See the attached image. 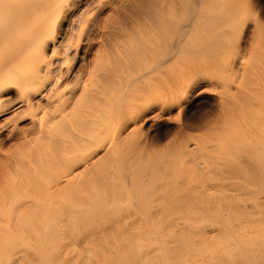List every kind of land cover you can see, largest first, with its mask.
<instances>
[{
    "label": "bare ground",
    "instance_id": "1",
    "mask_svg": "<svg viewBox=\"0 0 264 264\" xmlns=\"http://www.w3.org/2000/svg\"><path fill=\"white\" fill-rule=\"evenodd\" d=\"M254 1L0 0V264H264V32L233 47ZM153 109L181 116L167 145Z\"/></svg>",
    "mask_w": 264,
    "mask_h": 264
},
{
    "label": "rangeland",
    "instance_id": "2",
    "mask_svg": "<svg viewBox=\"0 0 264 264\" xmlns=\"http://www.w3.org/2000/svg\"><path fill=\"white\" fill-rule=\"evenodd\" d=\"M252 1H254V0H252ZM253 3V2H252ZM253 4H255L256 6H255V9H256V11H257V14H259L261 11H264V0H256V1H254V3ZM249 29V28H248ZM255 29V27L253 26V28L252 29H249V33L250 32H252L253 30ZM246 32H247V30H246ZM245 32V35H244V37H241V38H238L237 36H236V38H238V39H235L236 41H233L234 43L235 42H239L240 44H241V47L243 48V46H245L246 45V40L248 39V34ZM235 38V37H234ZM234 38H233V40H234ZM243 38V39H242ZM241 40V41H240ZM218 41H220V45L221 46H219L221 49L224 47V46H226V43L224 42V40L223 39H219ZM218 41H216V42H218ZM232 41V40H231ZM212 43L214 42V41H211ZM210 43V42H209ZM215 43V42H214ZM213 43V47L215 46V44ZM230 43H232V42H230ZM236 44L237 43H235L234 45H233V47H235L236 46ZM212 45V44H211ZM224 45V46H223ZM231 45V44H230ZM229 45V46H230ZM223 46V47H222ZM213 47L211 48V49H207L208 50V57H212V55L215 57V59H218L217 58V56H219V53L220 54H222V52L220 51L221 49H217V48H214V50H215V53L217 54H215V53H210L211 52V50L213 49ZM227 47V46H226ZM225 47V48H226ZM241 47H240V50H242L241 49ZM228 48V47H227ZM227 48L225 49V50H227ZM232 48V47H231ZM217 49V50H216ZM206 50V51H207ZM213 50V51H214ZM224 50V49H223ZM222 50V51H223ZM224 50V51H225ZM229 50V49H228ZM239 50V49H238ZM237 49H236V52L238 51ZM239 50V51H240ZM206 51H204V54H202L200 51L199 52H197V54L196 55H194V58H192V61H190V65L192 66V65H194L195 66V71H197L198 72V74H200L201 76H206V72L204 71L205 70V66L207 65V66H214L213 64L215 63V64H218L219 62H220V59H218L219 60V62H218V60H215L214 59V61H213V63H211V62H203V59H205V60H207V61H211L212 60V58H209V59H206L205 57H206ZM212 51V52H213ZM217 51V52H216ZM223 51V53H224V55H225V52ZM228 52V51H227ZM209 53L211 54V56H209ZM206 54V55H205ZM216 56H215V55ZM203 55V59L202 58H199L200 56H202ZM205 55V56H204ZM219 58H221V57H219ZM199 59V60H198ZM201 59V60H200ZM217 62V63H216ZM199 63H201L200 65H199ZM210 63V64H209ZM204 65V66H203ZM217 66V65H216ZM213 75H216L215 73L213 74ZM212 75V76H213ZM211 76V75H210ZM210 76H208L207 75V77L209 78ZM216 77V76H215ZM230 77V76H229ZM210 78H213V79H211V80H214V76L213 77H210ZM231 78H229V84L231 83L232 84V79L230 80ZM231 81V82H230ZM216 83L214 82H210V84H208V82L206 81V83H204V84H202L198 89H197V91H194L195 93H196V95H198V96H196V95H194V99H196L198 102H196V104H197V106L198 105H203L204 106V109L202 110L203 111V113H206V114H209V115H211V116H214L215 114L214 113H216V111H217V109H218V102H217V100H218V97L217 96H214V98L213 97H210V96H208V94L210 93V91L212 90L211 88H213V87H215L216 85H215ZM214 85V86H213ZM218 86V85H217ZM216 86V87H217ZM211 89V90H210ZM214 89V88H213ZM219 89H221V88H219ZM203 101V102H202ZM202 102V103H201ZM209 103V104H208ZM193 106H195L194 104L191 106H189V108H193ZM152 113H153V111H151ZM208 112V113H207ZM212 112V113H211ZM176 113V112H175ZM177 113H178V111H177ZM156 115V113H153V116H155ZM174 115H177V114H174ZM154 125V126H157V127H160L161 129H162V132H164V139H162V141H161V145L162 146H164V145H167V143H169V141H170V138H172V135H173V133L176 131V129H177V124H178V122L174 119V116L172 117V118H169V119H164V120H157V119H151L150 120V122L147 124V122L145 123V126H146V128H145V130L146 129H148V127H150V125ZM176 124V125H175ZM176 127V128H175ZM153 129V128H152ZM152 129H150V131H149V133L152 131ZM173 130H175L173 133H172V131ZM171 132V134H170V132ZM195 132H197V131H195ZM155 132H152V134H154ZM169 133V134H168ZM193 134H195L194 133V131L192 132ZM192 134V135H193ZM168 135H170V137L168 136ZM168 136V137H167ZM161 146V147H162ZM214 151H215V153H214ZM212 153H210V155H209V157L211 158V160H213V161H215L216 159L218 160V158L222 155L221 154V152H220V150L218 149V148H216V150H214ZM230 162V161H229ZM229 162H227V164H229L230 165V163ZM7 264V263H6ZM11 264V263H10Z\"/></svg>",
    "mask_w": 264,
    "mask_h": 264
},
{
    "label": "snow or ice",
    "instance_id": "3",
    "mask_svg": "<svg viewBox=\"0 0 264 264\" xmlns=\"http://www.w3.org/2000/svg\"><path fill=\"white\" fill-rule=\"evenodd\" d=\"M72 6L71 4H67V5H64L63 8L66 10L68 7ZM103 6V0H100V3L97 4V5H94L93 7H102ZM77 12H79V9H77ZM96 13L95 11H91L89 13V18L91 16H94ZM76 13H68V16H67V19L68 20H71L73 16H75ZM253 20H254V27L255 29L261 31V32H264V11H261L259 14L255 13L254 11H249L247 12L244 17L241 18V20L238 22V25H237V34L239 37H244L245 33H244V28H245V25L247 24V27L249 29H252L253 28ZM54 25H55V21H54ZM87 27V25H81V27L79 28L78 30V33H79V40L77 39L76 35H73L71 39H68L67 40V43L69 45L71 44H77L79 45L80 43V40H86L87 38L85 37L84 35V28ZM59 35H62V31L60 32H57L55 27H53V29L50 31V34H49V37L48 39L49 40H56V43L59 45L60 41L58 39V36ZM51 51V49H50ZM67 50L66 49H63V48H57V50L55 52H51V54L53 56H56L58 54H60L61 52H66ZM244 63L247 64L248 63V57H247V54H245V59H244ZM64 64L65 66L67 67H71V64H70V61L69 60H65L64 61ZM95 70V69H94ZM183 112V105L182 104H179V105H176L175 108H173V112ZM153 113H156L155 116H153ZM153 113H148L147 114V119L151 120V119H160V120H164V119H169V118H172V117H169V114L168 112L164 111V112H160L158 111L157 109H153ZM174 119L177 121V122H180L181 121V116L180 115H175L174 116ZM2 121H0V127H2Z\"/></svg>",
    "mask_w": 264,
    "mask_h": 264
}]
</instances>
